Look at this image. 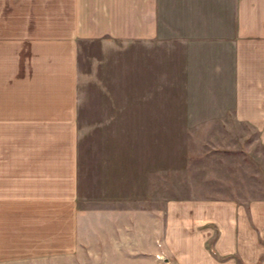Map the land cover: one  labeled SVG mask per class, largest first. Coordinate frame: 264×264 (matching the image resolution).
<instances>
[{
	"label": "crops",
	"instance_id": "obj_1",
	"mask_svg": "<svg viewBox=\"0 0 264 264\" xmlns=\"http://www.w3.org/2000/svg\"><path fill=\"white\" fill-rule=\"evenodd\" d=\"M116 41L264 149V0H0V264H264V198L80 205L79 48Z\"/></svg>",
	"mask_w": 264,
	"mask_h": 264
},
{
	"label": "rangeland",
	"instance_id": "obj_2",
	"mask_svg": "<svg viewBox=\"0 0 264 264\" xmlns=\"http://www.w3.org/2000/svg\"><path fill=\"white\" fill-rule=\"evenodd\" d=\"M79 69L82 207L264 198V149L247 136L251 130L204 123V109L190 108L187 93L155 91L140 78L138 48L84 42Z\"/></svg>",
	"mask_w": 264,
	"mask_h": 264
}]
</instances>
